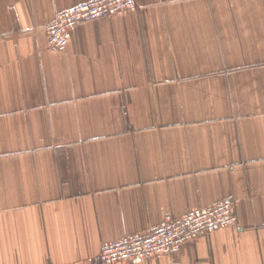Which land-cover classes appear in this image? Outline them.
Here are the masks:
<instances>
[{"label":"crops","instance_id":"0c3cea01","mask_svg":"<svg viewBox=\"0 0 264 264\" xmlns=\"http://www.w3.org/2000/svg\"><path fill=\"white\" fill-rule=\"evenodd\" d=\"M0 0V264H101L103 244L220 201L236 225L121 264H264V0Z\"/></svg>","mask_w":264,"mask_h":264},{"label":"built area","instance_id":"2783aa9c","mask_svg":"<svg viewBox=\"0 0 264 264\" xmlns=\"http://www.w3.org/2000/svg\"><path fill=\"white\" fill-rule=\"evenodd\" d=\"M137 9L135 0H93L59 14L46 28L47 45L62 52L72 30L81 23L111 18ZM237 223L235 207L230 201L191 210L180 217L166 216L142 233L103 244L98 260L101 264H121L148 258L170 256L182 245Z\"/></svg>","mask_w":264,"mask_h":264}]
</instances>
